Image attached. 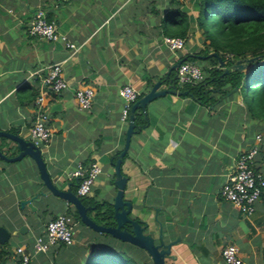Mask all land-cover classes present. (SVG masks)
<instances>
[{"label": "crops", "instance_id": "0c3cea01", "mask_svg": "<svg viewBox=\"0 0 264 264\" xmlns=\"http://www.w3.org/2000/svg\"><path fill=\"white\" fill-rule=\"evenodd\" d=\"M177 1L187 9L190 26L183 46L171 50L162 38L167 22L163 16L176 7L172 0H0V130L28 138L33 100L43 93L51 135L39 148L51 180L65 189L73 181L68 172L95 161L101 173L86 197L108 202L115 191L111 158L123 146L127 124L119 117L122 100L117 89L130 84L140 96L158 81L157 89L173 92L154 97L144 110L135 109L139 124L120 164L131 217L145 220L152 234L157 227L155 207L167 237L178 231L181 240L171 246L167 264H224L220 249L227 243L237 247L240 264H264V189L247 216L218 192L236 155L249 147L256 133L261 141L253 163L264 174V126L247 112L239 90L227 84L224 93L212 92L207 104L184 95L178 88L183 84L172 87L167 78L175 68L169 71L170 67L205 44L193 21V0ZM38 8L76 51L59 40L28 35L29 20ZM52 63L60 64L67 84L58 92L46 91L37 77ZM83 85L94 92L88 109L79 108L72 96ZM55 103L59 107L51 108ZM0 151L7 156L16 153L5 137H0ZM38 191L46 190L30 159L0 158V226L9 233V254L0 264L15 261L17 246L31 252L44 223L73 209L50 195L33 199L34 210L19 207V201ZM74 222L70 245L31 254L27 264H91L97 255L112 250H131L141 262L147 258L135 246Z\"/></svg>", "mask_w": 264, "mask_h": 264}, {"label": "trees", "instance_id": "16d2710c", "mask_svg": "<svg viewBox=\"0 0 264 264\" xmlns=\"http://www.w3.org/2000/svg\"><path fill=\"white\" fill-rule=\"evenodd\" d=\"M172 2L176 7L169 8L163 16V20L167 21L163 27V35L185 40L190 26L186 14L187 9L177 0H172ZM191 8L195 12L193 17L195 28L200 30L205 44L202 50L186 55L183 61L196 63L203 73V79L197 83H185L178 87L179 90L199 103L207 104L212 101L210 94L212 92L224 93L227 89H222V87L227 84L228 89L239 90L247 112L264 126V0H193ZM46 19L51 21L47 15ZM209 52H214L223 62L221 68L217 67V60L214 56L201 58ZM256 55L261 57L249 64L246 76L242 71L223 72L222 68H228L234 59ZM202 61L206 62V65H202ZM167 79L173 88H177L175 73H171ZM139 119V114H135L134 128H137ZM259 151L260 146L256 154ZM118 152L112 156L111 163ZM252 168L254 171L261 172L254 163H252ZM71 184L70 189L75 193L74 180ZM80 200L83 204L94 207L95 221H103L107 225L112 224L111 207L107 202H97L92 198L82 196ZM65 212L71 214L75 221L82 224L75 210L66 208ZM100 214L103 215L102 218H98ZM8 254V244H0V263ZM97 256L91 264H136L125 251H104ZM147 260L145 258L143 262H146L143 264H150ZM17 262L18 258L12 264H17Z\"/></svg>", "mask_w": 264, "mask_h": 264}, {"label": "built area", "instance_id": "2783aa9c", "mask_svg": "<svg viewBox=\"0 0 264 264\" xmlns=\"http://www.w3.org/2000/svg\"><path fill=\"white\" fill-rule=\"evenodd\" d=\"M27 33L31 37L45 41L59 40L72 53L77 49L73 42L56 30L53 21L46 19L45 11L42 8H38L33 12L27 26ZM162 42L171 50L181 48L184 43L181 38L169 36H163ZM37 77L40 85L48 92H58L67 86L59 63L48 65L45 75L41 77L38 75ZM175 78L176 83L180 85L197 83L203 79V73L196 63L182 61L175 68ZM93 94V89L90 86L83 85L74 89L72 96L79 108L88 109ZM117 94L122 100L119 113L120 120L127 121L130 106L138 98L139 93L130 84H124L117 89ZM44 97L45 95L41 92H38L35 96L32 121L27 129L28 139L37 147L46 143L51 135L48 125L49 114L44 103ZM260 141L261 134L256 133L249 147L236 155L233 169L218 191L221 198L230 203L243 216L253 212L255 202L264 189V174L254 171L252 168ZM100 173V165L95 161H90L87 164H77L66 176L69 180L75 182V195L86 197L90 194L91 187ZM74 224L72 215L65 211L47 220L42 227V231L34 236L31 252L24 251L21 246L14 248V253L18 258L17 264H27L31 254L45 253L50 247L57 244L70 245L73 241ZM220 257L224 264L241 263L238 249L233 243H227L220 249Z\"/></svg>", "mask_w": 264, "mask_h": 264}, {"label": "water", "instance_id": "95a60500", "mask_svg": "<svg viewBox=\"0 0 264 264\" xmlns=\"http://www.w3.org/2000/svg\"><path fill=\"white\" fill-rule=\"evenodd\" d=\"M206 56H214L218 62V66H222L223 62L218 56H216L214 52H210ZM260 57V55H256L247 58L234 59L228 68H222L223 72L225 73L230 70L242 71L245 73L248 69L249 64L259 59ZM181 62L182 59L177 60L170 67L169 71L173 68H176ZM158 85V81L154 82L145 93L140 95L131 104L129 109L127 124L124 131L123 146L117 153L115 160L112 162V186L115 191L110 201H104L107 202L111 207L110 220L112 224L107 225L103 221H95L94 215L96 211L94 210L93 206L83 204L80 200V197L75 195V193L70 189L69 184H67V187L65 189H60L57 184L51 180L46 170V163L43 160L40 148L34 145L32 141H30L28 138H24L8 131L0 130V137L9 139L14 144V147L16 149V153L12 156H7L0 151V158L7 162H16L24 158L30 159L34 163L38 171V177L42 187L46 190L38 191L37 193H34L33 195L19 201V207L22 208L24 205H26L28 208L34 210L35 208L31 205V201L37 197L45 198L47 195H50L52 197L59 198L72 206L73 210H75L79 218V221L88 229L94 232L107 234L122 243H127L141 249L147 256L148 262L150 264H167L165 260L166 258L171 256V246L180 242V235L178 231H174L173 238L167 237V233L162 230V224L156 216L157 209L155 207H152L154 211L153 220L157 225V231L155 235H152L146 231L147 222L145 220L131 217L130 214L132 204L123 196L126 177L121 173L120 169V164L128 148L130 137L134 133L133 113L135 109L140 108L144 110L145 105L154 97L163 95L167 92H173V90L157 89ZM232 90L235 91L236 88H233ZM176 94H180V91H177ZM58 107V103H55L51 106V108L56 109ZM102 217V214L98 215V218ZM105 218H107V216ZM8 236L9 233L2 226H0V244L5 243L8 239Z\"/></svg>", "mask_w": 264, "mask_h": 264}, {"label": "rangeland", "instance_id": "374dc122", "mask_svg": "<svg viewBox=\"0 0 264 264\" xmlns=\"http://www.w3.org/2000/svg\"><path fill=\"white\" fill-rule=\"evenodd\" d=\"M245 82H246V80H245ZM246 85V84H245ZM154 221V220H153ZM157 227H155V229H153L151 232H153L152 234H156V231H157V229H156ZM126 254L129 256V257H131L133 260H135V262H136V264H143V261L141 262L140 261V259H138L139 261H137V259H136V257H135V253L133 252V251H131V250H128L127 252H126Z\"/></svg>", "mask_w": 264, "mask_h": 264}, {"label": "clouds", "instance_id": "9594fccd", "mask_svg": "<svg viewBox=\"0 0 264 264\" xmlns=\"http://www.w3.org/2000/svg\"><path fill=\"white\" fill-rule=\"evenodd\" d=\"M245 74V76L248 74V70L244 73Z\"/></svg>", "mask_w": 264, "mask_h": 264}]
</instances>
